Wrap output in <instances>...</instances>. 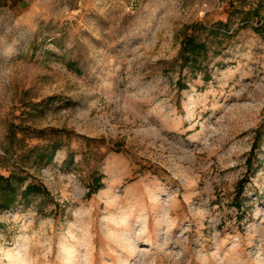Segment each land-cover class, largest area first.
<instances>
[{"label": "rangeland", "instance_id": "374dc122", "mask_svg": "<svg viewBox=\"0 0 264 264\" xmlns=\"http://www.w3.org/2000/svg\"><path fill=\"white\" fill-rule=\"evenodd\" d=\"M21 1L0 0V264H264V0Z\"/></svg>", "mask_w": 264, "mask_h": 264}, {"label": "trees", "instance_id": "16d2710c", "mask_svg": "<svg viewBox=\"0 0 264 264\" xmlns=\"http://www.w3.org/2000/svg\"><path fill=\"white\" fill-rule=\"evenodd\" d=\"M208 56L207 44L205 42L198 43L194 35H187L182 43V50H181V59L185 65L191 66L193 71H199L202 69L201 66V59L206 58ZM57 148H54L52 151H49L47 148L44 149V152L41 154L49 155L47 157L52 158L53 155L56 153ZM13 176L5 177L0 176V191H2L3 195H8L9 198H12L11 203H7L3 205V208H10L17 200L16 195V188L13 185ZM100 182H98V185ZM5 184V186H3ZM99 186L93 188L92 190L95 191L98 189ZM39 186L30 184L28 185L25 190L22 192L23 197H27L32 191L39 190Z\"/></svg>", "mask_w": 264, "mask_h": 264}, {"label": "crops", "instance_id": "0c3cea01", "mask_svg": "<svg viewBox=\"0 0 264 264\" xmlns=\"http://www.w3.org/2000/svg\"><path fill=\"white\" fill-rule=\"evenodd\" d=\"M25 3V0H22L21 2H19L17 5H18V8L19 9H22L23 5Z\"/></svg>", "mask_w": 264, "mask_h": 264}]
</instances>
